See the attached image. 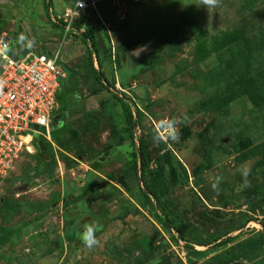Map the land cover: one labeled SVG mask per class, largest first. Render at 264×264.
Listing matches in <instances>:
<instances>
[{"label": "rangeland", "instance_id": "374dc122", "mask_svg": "<svg viewBox=\"0 0 264 264\" xmlns=\"http://www.w3.org/2000/svg\"><path fill=\"white\" fill-rule=\"evenodd\" d=\"M42 3L0 0V34L59 50L68 75L52 114L61 131L37 135L39 153L0 178V264H219L264 236V0H89L66 24L73 0H51L48 17ZM123 104L134 144L163 143L171 175L165 165L152 182L150 163L141 180L137 161L134 175ZM81 216L98 225L92 249L66 235ZM235 263L264 264V246Z\"/></svg>", "mask_w": 264, "mask_h": 264}, {"label": "built area", "instance_id": "2783aa9c", "mask_svg": "<svg viewBox=\"0 0 264 264\" xmlns=\"http://www.w3.org/2000/svg\"><path fill=\"white\" fill-rule=\"evenodd\" d=\"M88 6L89 0H73L63 23L77 19ZM10 39L0 34V178L30 152L34 135L49 139L56 95L66 79L59 50L49 56L26 50L19 57L22 50Z\"/></svg>", "mask_w": 264, "mask_h": 264}, {"label": "trees", "instance_id": "16d2710c", "mask_svg": "<svg viewBox=\"0 0 264 264\" xmlns=\"http://www.w3.org/2000/svg\"><path fill=\"white\" fill-rule=\"evenodd\" d=\"M42 4H43L42 5L43 12H44L45 16L48 17L49 16V10L51 7V0H43ZM54 26L57 27L55 24H54ZM59 26L61 28H64V26L60 23H59ZM83 39L88 40L90 42V45L92 46V52H94V53L98 52L96 37H95L92 30L89 31L87 35L83 36ZM14 44H15V42H14ZM15 47H16V45H15ZM18 49L23 50V47H18ZM24 49H27V48L24 47ZM27 50H29V49H27ZM44 52H45L44 54H46L48 56L50 55V52H46L45 50H44ZM40 54H43V53H40ZM60 65L62 66L61 63H60ZM63 69H64V67H63ZM89 71H90V73H89L88 77L93 78L95 81H97L99 84H101L104 89H108L107 88L108 84H107L106 79L104 78V76L102 75L101 72H99L93 68V66L91 65V61H90V70ZM66 76H68L67 72H66ZM65 84H66V81L62 80L60 82V88L64 87ZM114 98H116V96H114ZM123 109H124L126 124L128 127V132L130 134V137L132 138L131 143L133 144V147H134V153H135L134 160H133L134 175L136 176V174H137V170H135L136 161L139 163V166H140L139 175L142 178L141 180L144 179L143 177L145 176V174H148V168H149L150 163H154V166H155V169H152V171H150L148 174V175H150L149 179H151L152 182L155 183V180H154L155 177H158V178L162 177L166 173V172H163V167L165 165L169 168L168 173L171 175V173L173 172V168L171 167L169 160L167 158H164V164L161 163L162 159H163V155H161L160 152L165 149V145L163 143H160L158 148H155L153 150V149H151L150 141H148L146 139H139L137 141V144L135 145L133 142L134 122L132 120V114H131L129 108L127 106H125L124 104H123ZM59 131H61V128L59 127V123H56V121L51 120V122H50V134L54 135L55 132H59ZM36 139H40V137L34 135L32 145H33L34 149L36 150V153L37 152L39 153L40 145L38 144L39 141H36ZM165 181L166 180L163 181L162 187H160V185H159V187H158L159 192L162 191L163 188H165V186L167 184V182H165ZM92 189H93V187L91 186L90 180H88L86 182V185L82 188L79 198L81 199L84 196L85 192L92 191ZM144 196L148 200V203L152 206L149 198L146 195H144ZM66 199H67V197H65V200H64L65 203H67ZM161 216L163 218V223L167 227V229L172 230L171 228H173V227H171V222H170L167 214L161 213ZM68 218H69V215H67L65 217L66 222H68L67 221ZM80 232L81 231L78 230L77 225H75V224H73L72 226H70L66 229V235L68 237H70L71 239L80 237L81 236ZM232 242L233 241L231 239H227L226 241L221 242L220 246H223V245L227 246L228 244H231ZM263 246H264V236L261 233L256 234L254 237H249L247 239H244L240 243L231 245L224 254L223 262L220 260V261H218V263L219 264H233V263H235L241 259H250L251 256L254 255L260 249H262Z\"/></svg>", "mask_w": 264, "mask_h": 264}, {"label": "clouds", "instance_id": "9594fccd", "mask_svg": "<svg viewBox=\"0 0 264 264\" xmlns=\"http://www.w3.org/2000/svg\"><path fill=\"white\" fill-rule=\"evenodd\" d=\"M24 37L21 36V40H23ZM27 50V49H24ZM53 120V118H52ZM98 225L96 224H89L85 227V230L82 232L80 238L83 243V245L88 248L92 249L95 245L98 244V240L96 239L95 232L97 230Z\"/></svg>", "mask_w": 264, "mask_h": 264}, {"label": "flooded vegetation", "instance_id": "af4514ba", "mask_svg": "<svg viewBox=\"0 0 264 264\" xmlns=\"http://www.w3.org/2000/svg\"><path fill=\"white\" fill-rule=\"evenodd\" d=\"M80 218H81V221L80 222H83V224L82 223L81 224H78L77 225V228H78V230H80L81 232H83L85 230V227L87 225H89V222H85V220L83 219L84 216L83 217L81 216Z\"/></svg>", "mask_w": 264, "mask_h": 264}, {"label": "water", "instance_id": "95a60500", "mask_svg": "<svg viewBox=\"0 0 264 264\" xmlns=\"http://www.w3.org/2000/svg\"><path fill=\"white\" fill-rule=\"evenodd\" d=\"M25 53H26V50L22 51V53L19 55V57H22ZM234 264H238V263H234Z\"/></svg>", "mask_w": 264, "mask_h": 264}, {"label": "bare ground", "instance_id": "6f19581e", "mask_svg": "<svg viewBox=\"0 0 264 264\" xmlns=\"http://www.w3.org/2000/svg\"><path fill=\"white\" fill-rule=\"evenodd\" d=\"M29 151H30V152H32V150H31V149H29Z\"/></svg>", "mask_w": 264, "mask_h": 264}, {"label": "crops", "instance_id": "0c3cea01", "mask_svg": "<svg viewBox=\"0 0 264 264\" xmlns=\"http://www.w3.org/2000/svg\"><path fill=\"white\" fill-rule=\"evenodd\" d=\"M36 136V135H35Z\"/></svg>", "mask_w": 264, "mask_h": 264}]
</instances>
